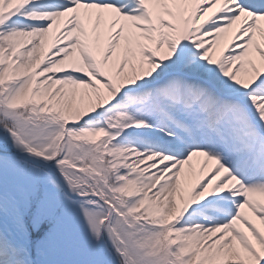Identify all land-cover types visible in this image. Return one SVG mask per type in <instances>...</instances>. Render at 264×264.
Returning a JSON list of instances; mask_svg holds the SVG:
<instances>
[{"label": "snow or ice", "instance_id": "obj_1", "mask_svg": "<svg viewBox=\"0 0 264 264\" xmlns=\"http://www.w3.org/2000/svg\"><path fill=\"white\" fill-rule=\"evenodd\" d=\"M0 264H264V0H0Z\"/></svg>", "mask_w": 264, "mask_h": 264}]
</instances>
